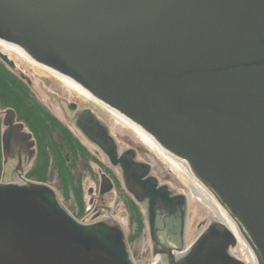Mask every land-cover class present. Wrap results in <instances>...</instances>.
<instances>
[{
    "label": "water",
    "instance_id": "obj_1",
    "mask_svg": "<svg viewBox=\"0 0 264 264\" xmlns=\"http://www.w3.org/2000/svg\"><path fill=\"white\" fill-rule=\"evenodd\" d=\"M0 39L69 77L182 160L264 264V0H0ZM0 59L14 67L2 52ZM74 120L116 157L90 109L77 110ZM2 123L3 162L17 160L22 182L0 184V264H132L116 223L79 224L52 188L23 178L34 139L14 110H5ZM145 173V165L132 164L127 189L166 213L168 202L150 186L156 181L137 180ZM110 185L104 177L101 192ZM174 200L183 208L180 196ZM235 244L222 222L211 221L179 254L158 250L159 264H244L229 252Z\"/></svg>",
    "mask_w": 264,
    "mask_h": 264
},
{
    "label": "rangeland",
    "instance_id": "obj_2",
    "mask_svg": "<svg viewBox=\"0 0 264 264\" xmlns=\"http://www.w3.org/2000/svg\"><path fill=\"white\" fill-rule=\"evenodd\" d=\"M17 54L11 51L10 56L19 65L18 67L32 79L31 87L37 98L54 114H56L60 118H63L64 109H66V104L69 101H74L79 105L94 108L96 113L103 120L108 122V124H110L111 134L116 138L118 145H120L122 148H135L138 151V155L141 159L152 163L154 171L162 181L171 184L177 191L189 195V211L187 221L188 240L193 239L200 232V230L213 218L217 219L219 217L220 219H222L224 217L218 206L213 201H209L202 193L197 192V189H193L191 187L194 185V183L191 185V181H189L185 176L187 174L183 173L181 170H178L164 156L158 153V151L154 147H151L149 144H147L138 135L134 128L129 125V123L127 124L126 122L121 120L124 117L119 118L113 113L116 117L115 118L107 111H105V109L94 106L92 102H90V100L86 98L88 97L86 93L82 92L75 86L66 83L65 80L61 78L62 81L68 86L63 84L54 75H52L51 72L44 70L37 65L27 64V60L23 58L24 56L20 54L19 56ZM91 149L92 148L90 147V151L94 153L93 149ZM92 167L95 171H97V167L94 164H92ZM6 170L7 171L5 179L9 180L10 177H13V164L8 163ZM116 174H118V172H116ZM87 179L88 178H86L84 182ZM49 182L53 187L58 189L57 183L55 182V179L53 177L49 179ZM87 184H85L84 187H86ZM190 187L195 191V193L190 190ZM190 194L192 196H190ZM209 199L211 198L209 197ZM66 204H68V202H66ZM115 209V212L121 213V210L118 209L117 205ZM124 220L125 218L122 219V221ZM124 227L126 231L127 227L125 226V222ZM244 243L246 242L244 241ZM244 246L245 248L243 251H245L246 253L242 252L243 248L240 249V247L239 249H237V253L239 255H246V258L251 262V264H253L252 260H250L249 258L250 252L248 249V245L246 246V244H244ZM131 247L132 251L135 252V260L140 264H148L151 261L149 259L150 255L148 248V239L145 230L143 231V234L140 238L131 243Z\"/></svg>",
    "mask_w": 264,
    "mask_h": 264
},
{
    "label": "trees",
    "instance_id": "obj_3",
    "mask_svg": "<svg viewBox=\"0 0 264 264\" xmlns=\"http://www.w3.org/2000/svg\"><path fill=\"white\" fill-rule=\"evenodd\" d=\"M0 108H12L18 121L25 124L36 141V157L26 177L45 182L49 167L52 166L64 198L70 195L82 213V174L77 166L94 159L70 131L54 117L34 96L29 86L0 61ZM87 168V164L85 163ZM2 156L0 150V176ZM131 221H137L139 231L142 218L139 209L127 202Z\"/></svg>",
    "mask_w": 264,
    "mask_h": 264
},
{
    "label": "flooded vegetation",
    "instance_id": "obj_4",
    "mask_svg": "<svg viewBox=\"0 0 264 264\" xmlns=\"http://www.w3.org/2000/svg\"><path fill=\"white\" fill-rule=\"evenodd\" d=\"M113 163L118 166V169L121 173L122 169L127 170L128 168L132 167V164H134L130 154H128V156H125L124 158H121V156H119L113 161ZM136 171L137 173L141 172L139 169H137ZM148 174L154 175L156 176V178H158V176L152 171V169ZM147 176L148 175H145L142 178L141 176H137V179L148 181L146 178ZM116 182V180H113L114 188H116ZM150 186L152 187V192H154V197H157V194H159L169 203H165L166 205H168L166 213L161 214L158 211H155L154 201L148 196H141L142 198L139 199L140 204H136L132 199V196L130 194H127L122 186H120L121 190L119 189V194L122 199L125 198L126 200H132L133 204L139 206L143 210L146 224L145 233L147 234L148 239V248H156L154 249V251L170 247L180 248L186 241L185 207L182 208V204L174 200V197H176V191H172L170 189L171 186H164L159 178L155 185L151 184ZM162 187L165 191L161 190ZM109 195H106L103 198L100 197L97 193L95 197L96 204L94 205L96 214H99L102 211L100 210V207L105 208V214L108 212V206L100 205L99 202L101 201L102 203H104L110 198ZM122 205L124 206V203H122ZM158 263H160V261Z\"/></svg>",
    "mask_w": 264,
    "mask_h": 264
},
{
    "label": "bare ground",
    "instance_id": "obj_5",
    "mask_svg": "<svg viewBox=\"0 0 264 264\" xmlns=\"http://www.w3.org/2000/svg\"><path fill=\"white\" fill-rule=\"evenodd\" d=\"M0 46L2 47L1 50L3 52H6L8 53L9 51H13L15 53H18L22 56H26L20 49H18L17 47H14L8 43H0ZM65 80L66 83L68 84H71L73 86H75L76 88L80 89L82 92L86 93L88 95V93L82 89L79 85H77L76 83L68 80L67 78L65 77H61ZM111 111V110H110ZM112 113H114L115 115H117V117H122V115L118 114L117 112H114V111H111ZM125 118V117H124ZM121 119L123 120L124 122H126L127 124L129 123V125L131 127L134 128V130L138 133V135L147 143L149 144L151 147H154L158 153H160L162 156H164L170 163H172L178 170H181L183 173L187 174L186 176L190 177V180L194 183L193 186H191L193 189H197L196 191L197 192H200L202 193L209 201H213L217 206L218 208L220 209V211L222 212V215L224 216L221 220L226 224V226L231 230V232L237 237V239H241L240 238V235L234 225V223L231 221L230 217L226 214V212L222 209V207L214 200V198L211 196V194H209L207 192V190L196 180L192 177V175L189 173V171L187 170V168L181 163V161L177 158H175L174 156L170 155L168 152H166L162 147H160L156 142L153 141L152 138H150L149 136H147L144 132H142L137 126H135L131 121H129L128 119ZM201 194V195H202ZM209 197L212 199H209ZM226 218V219H225ZM240 244H241V247L243 248L242 250H244L245 246L244 244V241L243 239L240 240ZM247 246V244H246ZM249 249V258L250 260H252L253 264H256V261H255V258L253 256V253L251 252L250 248L248 247Z\"/></svg>",
    "mask_w": 264,
    "mask_h": 264
}]
</instances>
